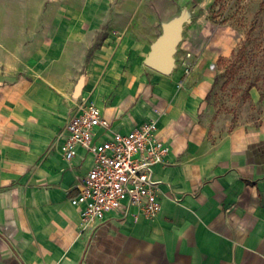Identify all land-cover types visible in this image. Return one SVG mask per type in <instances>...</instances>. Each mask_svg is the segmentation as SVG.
I'll use <instances>...</instances> for the list:
<instances>
[{
  "label": "crops",
  "instance_id": "obj_1",
  "mask_svg": "<svg viewBox=\"0 0 264 264\" xmlns=\"http://www.w3.org/2000/svg\"><path fill=\"white\" fill-rule=\"evenodd\" d=\"M152 1L0 0V264H264V114L216 121L210 94L234 49L213 38L185 27L171 75L145 64L161 33L142 22ZM82 101L113 132L158 121L170 153L155 219L82 227L71 198L94 158L80 147L68 162L56 142Z\"/></svg>",
  "mask_w": 264,
  "mask_h": 264
},
{
  "label": "built area",
  "instance_id": "obj_2",
  "mask_svg": "<svg viewBox=\"0 0 264 264\" xmlns=\"http://www.w3.org/2000/svg\"><path fill=\"white\" fill-rule=\"evenodd\" d=\"M191 56L188 53L183 62L186 74L194 68ZM98 128L107 131L103 140H96ZM56 142L68 162L80 147L94 158L93 167L77 183L78 193L71 198L80 210L83 228H94L109 214L119 212L128 216L133 211L135 217L146 219L159 215L162 207L154 169L168 165L170 147L159 138L157 120H148L126 134L113 132L101 109L82 101L70 111Z\"/></svg>",
  "mask_w": 264,
  "mask_h": 264
},
{
  "label": "rangeland",
  "instance_id": "obj_3",
  "mask_svg": "<svg viewBox=\"0 0 264 264\" xmlns=\"http://www.w3.org/2000/svg\"><path fill=\"white\" fill-rule=\"evenodd\" d=\"M183 8L193 13L185 26L188 37L193 30L198 40L213 38L234 49L218 62L209 99L216 121L235 125L258 120L264 105L252 99L251 91L264 92V0H153L154 16L142 22L162 32V22Z\"/></svg>",
  "mask_w": 264,
  "mask_h": 264
},
{
  "label": "water",
  "instance_id": "obj_4",
  "mask_svg": "<svg viewBox=\"0 0 264 264\" xmlns=\"http://www.w3.org/2000/svg\"><path fill=\"white\" fill-rule=\"evenodd\" d=\"M193 13L188 8H183L178 14L162 22V32L151 45V50L145 59V64L151 69L171 75L177 65L176 54L183 41L186 24L192 22Z\"/></svg>",
  "mask_w": 264,
  "mask_h": 264
}]
</instances>
